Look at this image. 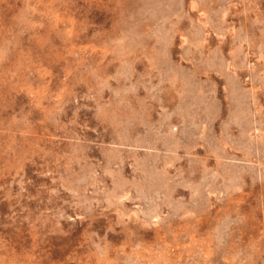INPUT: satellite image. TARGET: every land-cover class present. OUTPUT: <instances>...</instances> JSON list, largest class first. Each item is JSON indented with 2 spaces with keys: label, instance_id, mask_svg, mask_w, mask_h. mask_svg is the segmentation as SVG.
Listing matches in <instances>:
<instances>
[{
  "label": "rangeland",
  "instance_id": "1",
  "mask_svg": "<svg viewBox=\"0 0 264 264\" xmlns=\"http://www.w3.org/2000/svg\"><path fill=\"white\" fill-rule=\"evenodd\" d=\"M0 264H264V0H0Z\"/></svg>",
  "mask_w": 264,
  "mask_h": 264
}]
</instances>
